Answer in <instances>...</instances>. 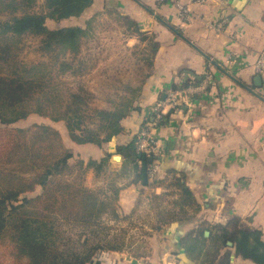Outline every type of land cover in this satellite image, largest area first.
<instances>
[{
    "label": "crops",
    "instance_id": "crops-1",
    "mask_svg": "<svg viewBox=\"0 0 264 264\" xmlns=\"http://www.w3.org/2000/svg\"><path fill=\"white\" fill-rule=\"evenodd\" d=\"M224 19L222 32L207 25ZM49 21L99 37L87 58L90 65L82 62L91 67L93 93L94 82L102 80L101 67L127 62L143 70L140 76L109 71L123 77L109 109L127 107L118 134L105 138L103 133L100 143H77L65 123L58 128L50 120L73 153L72 163L107 158L101 173L94 167L84 173L89 188L120 187L119 218L105 214L103 224L145 226L150 264H258L237 253L224 232L260 231L264 241V70L255 69L264 54V0H92L80 16ZM123 51L133 63L120 56ZM209 70L215 84L166 111L155 131L164 151L158 177L145 178L144 158L130 159L120 148L136 142L167 92L202 81ZM145 159L148 166L150 158ZM143 209L151 215L149 225L131 223ZM124 246L102 250L95 259L137 264L142 256Z\"/></svg>",
    "mask_w": 264,
    "mask_h": 264
},
{
    "label": "trees",
    "instance_id": "trees-1",
    "mask_svg": "<svg viewBox=\"0 0 264 264\" xmlns=\"http://www.w3.org/2000/svg\"><path fill=\"white\" fill-rule=\"evenodd\" d=\"M38 3L0 0V15L9 13L7 19L0 18V124H12L38 114L65 123L77 143H100L104 140L102 135L110 138L118 134L127 107L122 112L93 109L90 113L89 93L83 85L65 92L60 83L53 81L45 64L29 65L16 60L18 44L25 36H40L44 48H60L64 54L78 51L81 37L87 36L79 26L50 28L47 20L59 22L80 16L92 0ZM18 11L22 13L17 14ZM72 68L69 62H62L59 74ZM82 71L83 68H74L73 73ZM94 118L99 119L96 129L87 124V119ZM135 144L121 147L120 152L138 159ZM4 155L3 163L13 168L0 169V237L11 236L14 246L10 255L15 264H99L94 256L97 250L117 249L118 246L107 243V233L102 237V232L108 230L102 217L110 214L119 218L116 206L120 187L110 184L107 189H92L84 183L85 171L94 167L101 173L107 158L101 162L85 163L79 159L72 163L73 153L64 144L62 134L49 124L16 129L15 140ZM77 171L80 177L75 182L65 179ZM63 224L83 227V235H89L88 239L67 243L60 228ZM224 235L235 241L237 253L264 264L260 231L240 229L234 233L226 231ZM91 238H100V242L93 243ZM71 243L74 246H69Z\"/></svg>",
    "mask_w": 264,
    "mask_h": 264
},
{
    "label": "rangeland",
    "instance_id": "rangeland-1",
    "mask_svg": "<svg viewBox=\"0 0 264 264\" xmlns=\"http://www.w3.org/2000/svg\"><path fill=\"white\" fill-rule=\"evenodd\" d=\"M38 5H41L42 0H38ZM39 9V7H38ZM22 11H18L17 14H21ZM9 17V13L5 12L0 15L1 19H7ZM103 22V21H100ZM64 22L56 23V22H47L48 27L50 28H56L59 26H62ZM105 32L102 33V42L106 43V36H104ZM99 37L97 36L94 40L93 37L91 38L89 34L87 36L81 37V43L79 45L80 51L72 52L67 51L65 54L61 51V49H53L48 51L46 48H44L42 39L40 36L35 35H28L25 36L22 41L18 44V49L16 50V60L19 62H23L29 65H42L45 64L48 67V70H50L51 78L54 82L60 83L63 87L65 92H68L70 89H76L79 85H83L85 89L89 93V99H88V105H89V112L92 113L93 109H104L109 110L113 108V102L112 94L115 91H118L120 87H122V78L118 77L116 75H112L109 73L110 69L116 70V74H123L127 75L130 74V76H140L143 74V70H138L137 67H134L131 64L124 65L125 67H116V68H109V67H101L100 74L102 76V80L99 82H94V90L93 93L91 91V85L90 81H92L93 74H91V67L90 61L87 59L93 54V46ZM106 41V42H105ZM97 50V48H96ZM100 56H103L106 54V51L103 49L100 51ZM127 56H125V55ZM120 56H125L129 59L131 63L132 56L128 55L125 51H123ZM119 59V58H118ZM118 59H116V62H118ZM62 62H69L72 65V69L66 72H61L59 74V67ZM82 62H86L88 64H83ZM74 68L77 70L79 68H83V71L80 72V74L73 73ZM94 96H92V93ZM113 103V104H112ZM62 122V121H61ZM99 119H87V124L91 128H98ZM34 124H49L52 125L49 118H45L43 116H40L38 114H31L27 119L20 120L18 122L12 123V124H0V169L3 170H10L13 167L7 166L3 163V157L5 156L6 148L9 147L10 144H12L15 140V131L16 129L20 127H26L29 125ZM60 124L62 126V123L57 122L55 124L56 127L60 128ZM54 126V125H52ZM78 171L70 176H66L65 179H70L71 181L75 182L76 177H80L77 175ZM105 183L104 187H106L109 183L108 182V174L107 172H103ZM27 177H31V175H26ZM107 181V182H106ZM90 182V179H89ZM151 215L148 211H145L143 209L142 212H138V215L135 216L131 223H144L146 220V223L148 220H150ZM103 222H106V220H103ZM110 223V222H109ZM129 223V222H128ZM127 221L125 222H119L116 223H110L105 225L108 227L107 232H102V237L106 234L107 237L105 239L108 240V244H111L112 246H120L122 248L123 244L125 245L124 248L128 252H134V255L138 254L139 256H142V258H139L137 260V264L143 263V264H150L149 258H146L147 256L145 252H148V240L146 241V235L144 234V230L147 228L145 226L141 225H129ZM114 224V225H113ZM147 225H149L147 223ZM143 227V229H142ZM150 228V226H148ZM61 230L65 233L63 235L68 238L67 243L70 242H79L81 239L86 240L88 239L87 235H83L84 228L81 226H75L71 224H63L60 226ZM145 228V229H144ZM148 230V229H147ZM88 234V233H87ZM11 236H6L4 239H1L0 237V264H12L13 259L10 253L13 251V242L10 238ZM65 238V239H66ZM104 238V237H103ZM123 238V240H122ZM91 242H100V238H91ZM145 240L144 242H142ZM146 243V245H145ZM73 244V243H71ZM69 246H74L69 245ZM77 250H81L80 247H78ZM102 249L97 250L95 253V258L98 257L97 255L100 254ZM138 252V253H137ZM97 259V258H96ZM97 261V260H96ZM164 261V264H167V260H162L160 263L162 264ZM14 262L13 264H15Z\"/></svg>",
    "mask_w": 264,
    "mask_h": 264
},
{
    "label": "built area",
    "instance_id": "built-area-1",
    "mask_svg": "<svg viewBox=\"0 0 264 264\" xmlns=\"http://www.w3.org/2000/svg\"><path fill=\"white\" fill-rule=\"evenodd\" d=\"M207 1L209 0H200V2ZM181 9L185 13L188 11L184 7H181ZM226 21V19L218 23L209 21L207 25L218 32H222ZM255 69L257 72H262L264 70V54L260 56ZM211 84L213 85L215 82L212 77V72L209 70L200 83H188L187 85L179 86L177 89L167 92L166 97L160 99L154 105L153 118L143 127L135 144L138 153H143L146 157L150 158L147 172L152 180H156L158 177L160 170V157L164 154L163 149L159 145V140L155 131L162 122L166 111L170 109H178L185 96H193L203 93Z\"/></svg>",
    "mask_w": 264,
    "mask_h": 264
},
{
    "label": "water",
    "instance_id": "water-1",
    "mask_svg": "<svg viewBox=\"0 0 264 264\" xmlns=\"http://www.w3.org/2000/svg\"><path fill=\"white\" fill-rule=\"evenodd\" d=\"M256 82H260L261 80V76L260 75H257L256 78H255ZM140 156H142L144 158V177L147 178V162H146V159H145V155L143 153H139Z\"/></svg>",
    "mask_w": 264,
    "mask_h": 264
}]
</instances>
